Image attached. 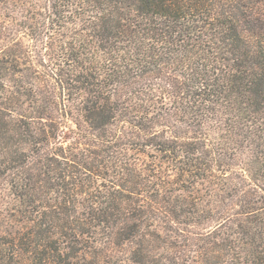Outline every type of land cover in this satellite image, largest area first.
<instances>
[{
  "label": "trees",
  "instance_id": "trees-1",
  "mask_svg": "<svg viewBox=\"0 0 264 264\" xmlns=\"http://www.w3.org/2000/svg\"><path fill=\"white\" fill-rule=\"evenodd\" d=\"M0 264H264V0H0Z\"/></svg>",
  "mask_w": 264,
  "mask_h": 264
},
{
  "label": "rangeland",
  "instance_id": "rangeland-1",
  "mask_svg": "<svg viewBox=\"0 0 264 264\" xmlns=\"http://www.w3.org/2000/svg\"><path fill=\"white\" fill-rule=\"evenodd\" d=\"M9 196L7 195V192L4 191L0 194V223H2L4 216H6V207L9 204ZM127 264H131L130 262H127Z\"/></svg>",
  "mask_w": 264,
  "mask_h": 264
}]
</instances>
